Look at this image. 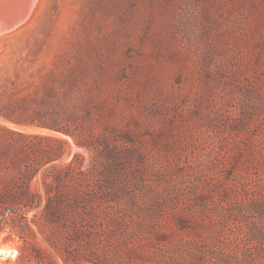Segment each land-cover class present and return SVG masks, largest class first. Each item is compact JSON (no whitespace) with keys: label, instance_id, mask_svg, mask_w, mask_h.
<instances>
[{"label":"rangeland","instance_id":"1","mask_svg":"<svg viewBox=\"0 0 264 264\" xmlns=\"http://www.w3.org/2000/svg\"><path fill=\"white\" fill-rule=\"evenodd\" d=\"M26 1L0 0V264H264V0ZM15 148L40 202L6 191Z\"/></svg>","mask_w":264,"mask_h":264},{"label":"trees","instance_id":"2","mask_svg":"<svg viewBox=\"0 0 264 264\" xmlns=\"http://www.w3.org/2000/svg\"><path fill=\"white\" fill-rule=\"evenodd\" d=\"M41 125L54 131L71 134L74 136V134H72L66 126H60L58 122H53L52 124L42 123ZM10 153H13V155L9 156ZM51 154L52 152L50 151V149H39L38 151L34 152V158L37 161L43 159L46 156L49 160H52ZM3 156H6V160H8V162L13 167L18 169L17 174H15L14 177L11 178V189L6 187V191H13L9 192L10 197L16 202H40L42 196L30 191V180L35 175V173L31 170V153L28 152V150H26L25 148H21L19 150L15 148L11 151H3ZM41 161L42 160L37 163L41 164ZM63 176L66 178L69 177L73 182L76 180V173L73 168H71V166L60 171L56 177L57 179L62 180ZM58 193L59 191H57V194L53 195L51 191H47V202H64L65 200H67L66 196H61V194L59 195ZM4 197L5 195L0 194V199H4ZM78 200V196L76 195L74 202H78ZM20 257V260L26 261L24 252H21Z\"/></svg>","mask_w":264,"mask_h":264},{"label":"bare ground","instance_id":"3","mask_svg":"<svg viewBox=\"0 0 264 264\" xmlns=\"http://www.w3.org/2000/svg\"><path fill=\"white\" fill-rule=\"evenodd\" d=\"M25 1V0H24ZM29 1V4H32V3H30V1H32V0H28ZM28 1H26V2H28ZM24 4H26V3H24ZM31 7V6H30ZM20 9H25L24 7L23 8H20ZM30 9V8H29ZM23 11V10H22ZM25 12V11H24ZM21 14V13H20ZM17 15H19V14H17ZM16 17H18V16H16ZM2 19H0V21H1ZM3 22V21H2ZM1 22V23H2ZM18 22V21H17ZM25 22V21H24ZM0 23V24H1ZM12 23V22H11ZM17 24V23H16ZM6 26H7V24H6ZM14 26H16V25H14ZM13 27V26H12ZM2 27H0V33L2 32V29H1ZM5 29V28H4ZM8 29V28H7ZM6 32H7V30H6ZM3 33V32H2ZM4 34V33H3ZM3 252H5V249L4 248H2V249H0V254L1 253H3Z\"/></svg>","mask_w":264,"mask_h":264}]
</instances>
